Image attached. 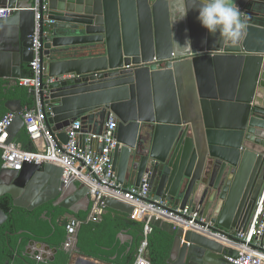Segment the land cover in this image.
<instances>
[{
	"label": "water",
	"instance_id": "1",
	"mask_svg": "<svg viewBox=\"0 0 264 264\" xmlns=\"http://www.w3.org/2000/svg\"><path fill=\"white\" fill-rule=\"evenodd\" d=\"M49 2L53 23L45 27L42 18L41 32L49 37L42 38L39 97L53 136L66 145L70 126L81 120L84 147L90 121L101 135L114 114L119 145L113 160L122 185L129 180L139 188L147 176L154 196L174 208L190 207L212 230L232 238L229 232L246 229L264 188V0H235L247 24L236 42H222L219 32L201 25L200 0ZM0 8H15L0 17V79L16 83L29 76L34 61L35 12L30 0H0ZM155 60L168 62L158 68ZM5 108L15 114L14 142L25 130L26 108L20 100ZM62 178L63 168L50 162L1 169L0 200L8 195L17 208L52 203L74 213L77 199L91 203L86 185H65ZM106 207L134 213L114 199ZM44 218L51 220L47 213ZM8 219L0 208V227ZM150 224L173 237L166 264H234L241 256L197 232L155 218ZM79 230L71 250L65 243L69 264H109L81 254ZM25 253L45 262L56 252L32 240Z\"/></svg>",
	"mask_w": 264,
	"mask_h": 264
},
{
	"label": "built area",
	"instance_id": "2",
	"mask_svg": "<svg viewBox=\"0 0 264 264\" xmlns=\"http://www.w3.org/2000/svg\"><path fill=\"white\" fill-rule=\"evenodd\" d=\"M31 10L35 12V33L33 35L34 61L31 63L30 75L18 81L19 86L25 87L29 93L35 94L36 106L34 109H26L24 112L25 131L33 144L41 147L34 152L25 151L15 141L10 142L9 129L15 119V114L7 112L0 118V149L2 153V169L21 171L26 163H54L63 168L62 182L68 185L73 180L83 183L89 188L91 209L88 222H99L107 212L106 200L114 199L131 205L134 213L131 218L145 224L144 238L138 248L134 264H151L148 246L149 236L154 227L150 220L155 218L171 224L174 228L194 231L206 237L215 239L225 246L238 252L241 256L234 264H264V188L251 215L249 224L244 230L229 232L232 236L214 231L212 224L203 220L198 213L190 207L184 210L170 206L169 202L157 198L151 193L147 176L139 188L125 187L118 181L114 167L113 152L119 143L115 132L118 128V120L114 114H110L105 129L101 135L91 133L85 139V146H81L80 131L83 128L81 120L74 122L69 128V142L64 145L53 136L49 129L40 102L41 88V51L42 38H48L49 32H41L43 25L47 27L49 20V0H30ZM15 8H0V17H9ZM168 61H154L158 68H163ZM134 66H126L131 69ZM54 81V79H51ZM97 145V147H95ZM145 219H148L145 222ZM206 223L205 226L198 223ZM67 232L66 248L73 247L72 237L81 226V221L63 220Z\"/></svg>",
	"mask_w": 264,
	"mask_h": 264
},
{
	"label": "trees",
	"instance_id": "3",
	"mask_svg": "<svg viewBox=\"0 0 264 264\" xmlns=\"http://www.w3.org/2000/svg\"><path fill=\"white\" fill-rule=\"evenodd\" d=\"M29 75H30V71ZM20 100L26 109L36 106L35 98L29 90L19 86L18 82L0 79V118L8 111L5 103ZM25 151L36 149L27 132L24 130L15 140ZM0 149V170L2 169ZM0 208L8 215V221L0 227V264H69L71 254L66 251L67 232L60 219L66 211L48 203L34 211L17 208L10 196L0 200ZM45 213L47 217L44 218ZM79 244L81 254L109 264H134L138 248L144 238L145 224L133 220L128 215L107 209L99 222H88V217L80 215ZM129 230L135 238L134 245L122 244L118 235ZM45 243L55 249L54 261L39 262L26 255L30 241ZM173 244V237L161 229L154 228L149 236V256L151 264H166ZM131 247V249H130Z\"/></svg>",
	"mask_w": 264,
	"mask_h": 264
},
{
	"label": "clouds",
	"instance_id": "4",
	"mask_svg": "<svg viewBox=\"0 0 264 264\" xmlns=\"http://www.w3.org/2000/svg\"><path fill=\"white\" fill-rule=\"evenodd\" d=\"M188 10L178 21L186 19ZM198 12L201 25L212 35L219 32L222 42H236L247 27L235 0H200ZM186 46L191 48L190 40Z\"/></svg>",
	"mask_w": 264,
	"mask_h": 264
},
{
	"label": "crops",
	"instance_id": "5",
	"mask_svg": "<svg viewBox=\"0 0 264 264\" xmlns=\"http://www.w3.org/2000/svg\"><path fill=\"white\" fill-rule=\"evenodd\" d=\"M91 119H93V117H91ZM89 126H90V128H89V133L87 136H89V134H91V133H94L95 129H96V124L93 120L90 121ZM83 142L85 144V141H83ZM33 146L36 150H38V148L41 147L40 145H35V144H33ZM95 147H97V145H95ZM124 186L130 187L129 186V180L126 181ZM75 203L76 204L74 205V209L76 212L74 213L72 211H67L66 209H64L66 211V214H68L69 216H72V217H76V218L80 215H85L88 217L89 213H90V209H91V203L88 205V203L85 199H81V200L77 199ZM67 218L68 217H62L60 219V222L63 223V220H66ZM120 236L123 240L120 238ZM118 239L121 241L122 244H129V245H131V247L134 245V242H135V238L133 237V235L130 233L129 230L121 231L120 234L118 235ZM131 247H130V249H131ZM34 250H38V248H34ZM148 252H149V250H148ZM43 253L45 255H49V253H47V252H43ZM149 258H150V256H149Z\"/></svg>",
	"mask_w": 264,
	"mask_h": 264
},
{
	"label": "rangeland",
	"instance_id": "6",
	"mask_svg": "<svg viewBox=\"0 0 264 264\" xmlns=\"http://www.w3.org/2000/svg\"><path fill=\"white\" fill-rule=\"evenodd\" d=\"M149 253V252H148Z\"/></svg>",
	"mask_w": 264,
	"mask_h": 264
}]
</instances>
